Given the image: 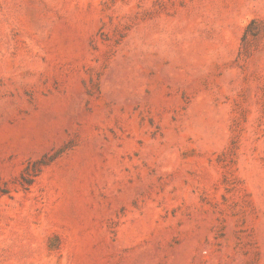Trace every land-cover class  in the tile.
<instances>
[{
  "label": "rangeland",
  "instance_id": "obj_1",
  "mask_svg": "<svg viewBox=\"0 0 264 264\" xmlns=\"http://www.w3.org/2000/svg\"><path fill=\"white\" fill-rule=\"evenodd\" d=\"M0 264H264V0H0Z\"/></svg>",
  "mask_w": 264,
  "mask_h": 264
}]
</instances>
